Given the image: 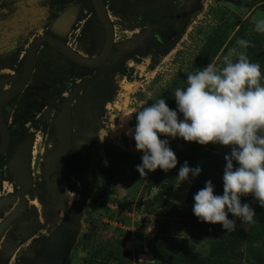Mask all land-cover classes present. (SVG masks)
<instances>
[{
	"label": "rangeland",
	"instance_id": "obj_1",
	"mask_svg": "<svg viewBox=\"0 0 264 264\" xmlns=\"http://www.w3.org/2000/svg\"><path fill=\"white\" fill-rule=\"evenodd\" d=\"M260 1L105 0L114 41L103 64L79 66L56 46L40 47L29 83L7 103L3 117L26 119L27 124L39 117L51 125L73 97L72 150L59 160L53 186L47 183L46 188L44 162L58 148V140L36 124H29L30 139L13 136L5 157L11 164L20 149L32 150L33 183L44 193L30 197L37 198L29 213L34 226L25 214L0 237V264H34L69 213L73 222L65 264H90L92 248L104 250L94 252L106 259L104 264H184L190 255L213 264L212 238L219 233L193 214L197 191L191 174L188 181L177 179L184 154L199 143L161 136L175 152L177 166L141 177L136 166L142 163L143 152L136 150L133 138L136 113L161 98L177 110L175 89L186 88L187 76L209 63L220 66L232 49L234 62L240 52L247 54L237 44L240 39L251 37L252 45L257 43L252 50L258 54L264 44V33L255 31V21L264 19ZM72 7L75 21L58 39L77 54L95 58L106 38L93 0H0V95L20 78L30 46L51 35L55 21ZM241 25L242 33L235 35ZM178 118L183 119L182 114ZM220 147L230 154L229 147ZM20 167L16 160L14 168ZM161 174L163 191L150 184ZM0 179V199L8 198L0 204L1 223L18 203L11 200L15 183L6 168ZM160 192L163 196L157 198ZM229 219H236V230H243L255 249L264 250V221L254 217L255 223L241 225L230 213ZM219 235L241 242L227 233ZM246 245L236 243L232 264L252 259Z\"/></svg>",
	"mask_w": 264,
	"mask_h": 264
},
{
	"label": "clouds",
	"instance_id": "obj_2",
	"mask_svg": "<svg viewBox=\"0 0 264 264\" xmlns=\"http://www.w3.org/2000/svg\"><path fill=\"white\" fill-rule=\"evenodd\" d=\"M255 31L264 33V19L255 21ZM237 44L246 49L250 41L240 39ZM235 52L232 49L223 56L220 66L209 63L189 74L186 88L175 89L177 110L161 98L137 112L133 136L136 150L143 152L142 163L136 166L141 177L158 168L167 172L177 166L175 152L161 136L229 147L230 154L224 157L223 194H215L209 180L194 195L192 208L200 222L219 224L229 232L237 226L229 213L239 218L241 225L255 223L256 211L249 203H242V197L251 195L264 208V77L260 65L250 62L246 53L240 52L234 62ZM201 171L185 161L177 179L182 183Z\"/></svg>",
	"mask_w": 264,
	"mask_h": 264
},
{
	"label": "water",
	"instance_id": "obj_3",
	"mask_svg": "<svg viewBox=\"0 0 264 264\" xmlns=\"http://www.w3.org/2000/svg\"><path fill=\"white\" fill-rule=\"evenodd\" d=\"M93 7L99 23L105 30V44L100 54L95 58L83 57L65 43L58 39L59 36L64 35L70 29L75 21L77 12L75 9L69 8L63 12L52 26L51 35H45L36 40L28 49L25 57L23 71L20 78L4 93L0 95V155L5 152L9 145V131L2 117V108L6 106L13 98H15L27 86L33 73L36 55L44 44L56 46L62 50L64 55L73 63L83 67H96L103 64L109 57L110 51L114 41L113 25L109 18L105 0H93ZM73 97H69L61 111L55 119V132L59 140V145L56 151L46 159L45 175L49 187L53 186L56 178V164L59 160L67 158L72 150V111ZM61 122L64 123L65 128H61ZM27 153L26 149L22 148L18 151L15 159L10 164V170L15 175V178L26 186L28 177L27 173ZM22 164L20 169L14 168V163ZM24 169V170H22ZM24 172V173H23ZM19 174L21 176H19ZM23 175V178H22ZM8 198L0 199V204L6 203ZM26 200L22 194H19V202L14 210L0 223V237L4 234L7 228L15 221V219L25 211ZM73 222V213L65 216L59 227L54 231L48 239L42 253L39 255L34 264H65L69 249V239L71 225Z\"/></svg>",
	"mask_w": 264,
	"mask_h": 264
},
{
	"label": "trees",
	"instance_id": "obj_4",
	"mask_svg": "<svg viewBox=\"0 0 264 264\" xmlns=\"http://www.w3.org/2000/svg\"><path fill=\"white\" fill-rule=\"evenodd\" d=\"M264 2V0H261L259 3ZM261 7H264V3L260 5ZM259 6V7H260ZM245 26L241 25L238 29V31L236 32L235 35H239L240 33H242L243 28ZM245 40L250 41L251 37H245ZM257 43H255L256 45ZM255 45H252V41H250V46L248 48H246L247 50V56L250 60V62L253 63H258L260 65V69H261V73H262V77H264V44H260L259 48H258V54H254L252 48L255 47ZM253 53H251V51ZM218 51V50H217ZM216 51V52H217ZM164 53L167 52V49L164 48ZM262 84H264V79H262L261 81ZM198 144V143H197ZM227 153H225L219 144H208L206 146H202V145H191L188 148V151L186 154H184L183 156V161H182V165L184 164L185 161L188 162V166L190 168H195L197 166H199L202 171L198 176H191L192 179H194V185H193V189L195 191H199L200 189L204 188L205 184L207 181L211 180L213 185H214V192L217 195H222L223 194V170L224 167L226 166V161L224 159L225 155ZM237 163L234 161V167H237ZM162 174L159 175L157 177V175H154L153 178L150 179V184L153 185L154 187H157L159 185L160 187V191H163L162 187L160 186L161 183V178ZM157 177V178H156ZM163 196V194L160 192L157 195V198H161ZM241 202H245V203H249L250 205H252V207L255 209L256 211V219L257 220H262V222L264 221V208H261L258 204V202L254 201V198L249 195L247 197H242L241 198ZM179 208V207H178ZM187 207H180L179 209L181 210H186ZM263 224V223H261ZM215 227V231L221 235L227 233V235L231 236V237H235L241 240V242L246 241V243H248V245H246V248H249L250 254L253 256L252 259L249 260V262H247V264H264V250L262 251H258V249H255L252 244V242L250 241V238L248 237V235L243 231V230H235V231H225L223 230L222 226L217 224L214 225ZM219 234H217V239L215 240L214 238H212L213 242H212V258L214 259L213 264H232V260H234V257H236L237 255H235L237 249H236V243H241V242H237L234 239H229V238H222ZM225 236V235H223ZM227 237V236H225ZM216 238V237H215ZM245 243V242H244ZM242 243V245L244 244ZM99 252H104V250L99 249H94L92 248L91 250V256L89 260L90 264H104V262H106V259L103 261V258L101 259V255H99L98 253H94L96 251ZM242 251L239 248V252ZM94 254H93V253ZM243 253V252H242ZM121 254L124 256H128L130 255L129 252L121 250ZM93 255V256H92ZM242 256V255H241ZM129 257V256H128ZM254 258V259H253ZM184 264H205V261H201L199 259H197V257L190 255L188 257H186V260L184 262Z\"/></svg>",
	"mask_w": 264,
	"mask_h": 264
},
{
	"label": "flooded vegetation",
	"instance_id": "obj_5",
	"mask_svg": "<svg viewBox=\"0 0 264 264\" xmlns=\"http://www.w3.org/2000/svg\"><path fill=\"white\" fill-rule=\"evenodd\" d=\"M4 107L5 106H3V108H2V117L4 116L3 115V113L5 111ZM3 120H4V122H5V124H6L7 128H8L10 139H9V145H8L7 149L5 150L4 153H2L0 155V172L3 170V168H6L8 170V172H9L10 176L12 177V180L15 183V188H13L10 191L14 195V197L11 200H16V204H17L19 202V194H22L25 197L26 209L16 219L20 218L21 216H23L25 214H28L29 215V217H28L29 224L31 226H34L33 225V217L29 213H30V211H32L31 205L34 204L35 206H37V203H36L37 202V198H35V201H32L30 199V197H33L35 195V193L37 194V196L42 195L44 193V191L41 188H37L38 185L36 186L33 183L34 182V179H33V170H34V165L33 164L34 163L32 162V150H30L29 148H27V150H26V153H27V158H26V160H27V173H28L26 186L28 188H24L23 184L21 182H19L15 178V175L10 170L9 159L7 157H5V155H8L7 152L9 150V147L12 144V139H13L14 135H19V137H21V139H24V140L25 139L28 140V139L31 138V135H30L31 133H29V124H36V125H38L39 128L43 129L45 132L46 131H50L51 137L54 138V139L56 138L58 140L56 132H55V123H54L55 121L53 120L51 122V125H47L45 123L44 119H40L39 117H37L36 119H33L31 121L32 123H29V124H27L25 122L26 119L21 120V119L17 118V120H16V118H15L14 121H12V120L10 121V119L8 120V119H5L3 117ZM35 121H38V122H35ZM44 131L42 133L41 132L40 133L45 135ZM0 143H1V140H0ZM58 145H59V140H58ZM30 148L33 149V146L32 147L30 146ZM15 157L16 156L13 157L12 161L15 159ZM45 162H44V164H45ZM58 162H57V164H58ZM57 164H56V169H57ZM44 169H45V166L43 168V177H44V181H45V186L47 188V179H46V176H45V173H44ZM22 170H24V169H22ZM0 182H3V181L0 179ZM40 185L41 184H39V186ZM18 226H20V225H18Z\"/></svg>",
	"mask_w": 264,
	"mask_h": 264
}]
</instances>
